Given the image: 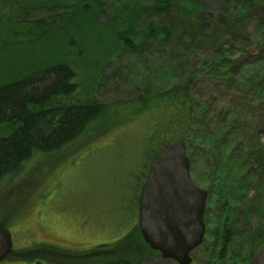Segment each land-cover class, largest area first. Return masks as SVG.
Wrapping results in <instances>:
<instances>
[{
	"label": "rangeland",
	"instance_id": "rangeland-1",
	"mask_svg": "<svg viewBox=\"0 0 264 264\" xmlns=\"http://www.w3.org/2000/svg\"><path fill=\"white\" fill-rule=\"evenodd\" d=\"M201 3L203 16L215 11V0H201ZM50 12L46 8L28 9L17 21H36ZM260 12L255 9L246 18L251 43H254L256 21L264 20V13ZM98 22L112 25L105 13ZM101 28L95 26L89 30L95 36L105 30ZM107 37L102 35L99 48L106 50L110 45ZM169 41L149 42L146 45L149 47L140 54L122 50L107 62L98 59L101 51L95 46L93 55L82 61L78 85L104 107L73 142L49 154H35L0 180V223L11 231L13 249L22 253L8 256L0 264H107L118 257L122 264H178L160 253L147 252L145 247L142 251L138 244H130L138 232L139 196L153 155L151 145L144 141L146 124L136 101L190 79L198 109L206 112L199 117L194 112L195 123L186 142V152L192 181L207 191L203 217L206 236L192 251V264H244L250 244L248 237L258 220L250 211L246 220V196L252 199L259 192L254 184L243 188L238 179L243 182L246 170L251 165L257 166L251 148L264 147V94L260 95L262 100L256 103V109L249 110L246 104L253 90L246 88V76L253 81L261 72L262 76L264 63L256 57L243 58L237 44L227 60V63L232 61L233 71L222 76L216 73L211 78L199 68L201 58L210 51L208 48L192 47L187 59H183V42L176 36ZM62 45H56L57 49ZM43 46L39 42L31 49L25 46L2 51L0 66L8 69L25 61L33 62L31 53L39 54L36 60L45 55L44 61H48ZM223 121L228 123L227 127ZM252 130L255 137L249 134ZM211 136L216 137L215 147L222 152L223 160L239 170L236 184H229L232 178L226 170L217 174L215 168L219 166L212 156L203 155ZM190 140L192 145L188 148ZM243 171L244 175L240 176ZM232 186L244 197L237 192L229 195L227 191ZM225 239L226 249L221 251ZM107 243L113 246L118 243L125 252L120 249L117 254L107 253L104 249L109 246H101ZM36 244L47 249L25 254Z\"/></svg>",
	"mask_w": 264,
	"mask_h": 264
},
{
	"label": "trees",
	"instance_id": "trees-1",
	"mask_svg": "<svg viewBox=\"0 0 264 264\" xmlns=\"http://www.w3.org/2000/svg\"><path fill=\"white\" fill-rule=\"evenodd\" d=\"M215 2V11L203 16L201 0H0V54L25 46L31 49L40 42L44 44L43 49L50 59L44 61V55L43 59L36 60L39 54L31 53L29 57L35 58L36 62L25 61L20 66L8 69L0 66V180L11 175L35 154H49L70 144L100 115L104 106L95 102L90 93H84L77 82L79 68L84 64L82 61L88 55H93L92 48L95 46L98 52L101 51L98 59L110 61L122 50L140 54L149 47L146 46L149 42L168 43L176 36L185 45L181 56L183 59H187L192 47L204 46L210 50L201 58L199 68L211 78L216 73H222V76L233 71L230 66L232 61L227 63V60L237 44L243 58L256 57L264 63V54H261L264 20L255 23L254 43L250 42L251 35L246 25V18L255 9L264 13V0ZM42 8L50 10V14L36 21H17L28 9ZM102 13L112 20V28V25L103 26L98 22ZM95 26L105 30L93 36L89 28ZM93 33L96 31L93 30ZM103 34L108 36L110 43L106 50L98 46ZM60 44H63L62 47L57 49ZM261 74L254 81L246 76V88L253 90L252 97L247 99L249 104L262 100L264 73ZM191 81L180 80L162 92L150 97L144 95L136 101L137 109L144 114V141L152 147L150 165L159 151L170 142L182 141L186 145L195 123L194 112L196 117L206 112L198 109L200 106L192 95ZM249 104H246L249 110L256 109L257 104ZM223 124L228 126L226 121ZM249 134L255 137L253 130ZM215 140V136L209 138L207 152L203 155L212 156L215 165L219 166L215 168L217 174L226 170L232 178L228 180L229 184H236L239 170H235L233 163L223 160L222 152L215 147ZM191 145L190 140L188 148ZM255 148L252 147L251 151L257 166L251 165L250 170H246L243 182L238 179L243 188L254 184L259 192L252 199L246 196L249 206L246 207V220L250 216L248 211L258 220L248 237L250 244L244 264H249L264 242V147ZM217 151L220 154L216 155ZM215 169H211L213 174ZM253 169V174L249 173ZM215 180L221 181V178L215 177ZM232 192L244 197L237 187L232 186L227 191L229 195ZM0 225L5 226L2 221ZM133 234H130L131 237ZM226 240L221 251L226 249ZM117 244L101 246H109L104 249L107 253L117 254L120 249L125 252L124 247ZM130 244H138L142 251L145 247L144 250L152 252L139 230ZM37 251L42 250L29 252L35 254ZM120 261L118 257L107 264H122Z\"/></svg>",
	"mask_w": 264,
	"mask_h": 264
},
{
	"label": "water",
	"instance_id": "water-1",
	"mask_svg": "<svg viewBox=\"0 0 264 264\" xmlns=\"http://www.w3.org/2000/svg\"><path fill=\"white\" fill-rule=\"evenodd\" d=\"M207 191L190 176L186 145L172 141L155 156L141 189L138 228L148 247L163 258L190 264L191 252L203 243ZM13 249L10 230L0 225V262ZM264 264V242L250 260Z\"/></svg>",
	"mask_w": 264,
	"mask_h": 264
},
{
	"label": "flooded vegetation",
	"instance_id": "flooded-vegetation-1",
	"mask_svg": "<svg viewBox=\"0 0 264 264\" xmlns=\"http://www.w3.org/2000/svg\"><path fill=\"white\" fill-rule=\"evenodd\" d=\"M204 223H205V222H204ZM205 236H206V227H205V234H204L203 242H204V240H205ZM40 243L43 244V245H44V244H47V243H42V241H41ZM41 244H36V245H38V246L33 247V248H31L30 250L27 249V252H25V254H29V253H30L29 251H32V250H35V249H41V250H42V249H44V250L47 249V247H45V248L39 247ZM107 244H108V243H107ZM48 245H51V244H48ZM50 247H53V246H50ZM53 248H56V247H53ZM56 249H57V248H56ZM153 252H156V251H153ZM16 253L19 254L20 252H16L14 249H12L11 253H10L8 256H11V255L16 254ZM156 253H158V252H156ZM20 254H22V253H20ZM158 254H159V253H158ZM68 255H69V254H68ZM83 255L85 256V255H88V254H84V253H83ZM8 256H7V257H8ZM7 257H6V258H7ZM191 257H192V261H191L190 264H192L193 261H194V258H193V256H192V252H191ZM6 258H5V259H6ZM5 259H4V260H5ZM4 260H2V261H4ZM2 261H1V262H2ZM1 262H0V263H1ZM249 264H250V262H249Z\"/></svg>",
	"mask_w": 264,
	"mask_h": 264
}]
</instances>
